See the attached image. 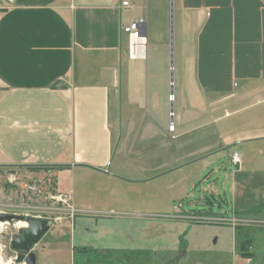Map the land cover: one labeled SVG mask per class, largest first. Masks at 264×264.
I'll use <instances>...</instances> for the list:
<instances>
[{
  "label": "rangeland",
  "instance_id": "obj_1",
  "mask_svg": "<svg viewBox=\"0 0 264 264\" xmlns=\"http://www.w3.org/2000/svg\"><path fill=\"white\" fill-rule=\"evenodd\" d=\"M132 1L134 10L128 14L148 18L149 38L145 54L134 60L124 40L126 68L112 93L119 152L108 171L119 178L96 171L70 174L64 166L36 171L0 166V212L21 218L0 221L5 263L25 264L16 259L11 241L24 227L18 223H27L20 216L27 215L52 222L48 235L32 249L39 264L264 260L259 251L264 247V138H254L264 134V92L262 101L250 91L240 101L204 105L186 84L193 89L191 57L183 64L174 10L171 93L170 0ZM229 133L253 139L222 145ZM192 152L206 156L181 167V158ZM234 152L240 165L232 162Z\"/></svg>",
  "mask_w": 264,
  "mask_h": 264
},
{
  "label": "crops",
  "instance_id": "obj_2",
  "mask_svg": "<svg viewBox=\"0 0 264 264\" xmlns=\"http://www.w3.org/2000/svg\"><path fill=\"white\" fill-rule=\"evenodd\" d=\"M123 1L0 0V166L118 177L108 171L119 152L112 93L126 68L124 40L130 57L123 27L137 19L128 14L133 1ZM174 2L183 64L191 57V92L209 107L250 91L262 101L264 0ZM251 139L229 133L222 145ZM195 152L181 167L206 156ZM191 155L198 157L186 161ZM256 259L247 263L264 264Z\"/></svg>",
  "mask_w": 264,
  "mask_h": 264
},
{
  "label": "water",
  "instance_id": "obj_3",
  "mask_svg": "<svg viewBox=\"0 0 264 264\" xmlns=\"http://www.w3.org/2000/svg\"><path fill=\"white\" fill-rule=\"evenodd\" d=\"M174 0H170V12H171V39H170V84L171 93H174ZM143 35L148 38L147 30L143 32ZM171 119L174 118V102H171ZM16 216L13 214L0 212V221L13 220ZM26 225L20 229V233L17 234L11 241L12 247L18 251L16 259L19 262L25 264H39L37 263V256L33 252V246L38 243L52 226V222L43 218H31L26 221Z\"/></svg>",
  "mask_w": 264,
  "mask_h": 264
},
{
  "label": "built area",
  "instance_id": "obj_4",
  "mask_svg": "<svg viewBox=\"0 0 264 264\" xmlns=\"http://www.w3.org/2000/svg\"><path fill=\"white\" fill-rule=\"evenodd\" d=\"M123 5L129 6V1L124 0ZM146 22H147L146 18L141 17V18L131 20L130 22L125 24L123 27V31L128 36L129 53L132 59H135L136 57L140 58L144 55V51L142 47L145 43H142V42L146 40L145 36L143 35ZM232 162L235 165H240L241 159L239 157L238 152H234L232 154Z\"/></svg>",
  "mask_w": 264,
  "mask_h": 264
},
{
  "label": "flooded vegetation",
  "instance_id": "obj_5",
  "mask_svg": "<svg viewBox=\"0 0 264 264\" xmlns=\"http://www.w3.org/2000/svg\"><path fill=\"white\" fill-rule=\"evenodd\" d=\"M15 179V178H14ZM2 213H4V212H2ZM8 214H10V213H8ZM14 216H16L13 220H21V218H19V215L18 214H13ZM20 217H22V218H24V220H29V219H31V218H43V219H48L49 221H50V219L47 217V216H40V217H35V216H31V215H27V216H20ZM18 222V221H17ZM19 233H20V231H19ZM18 233V234H19ZM37 244V243H36ZM36 244L33 246V248L36 246ZM12 246V245H11ZM8 264H9V262H8Z\"/></svg>",
  "mask_w": 264,
  "mask_h": 264
},
{
  "label": "bare ground",
  "instance_id": "obj_6",
  "mask_svg": "<svg viewBox=\"0 0 264 264\" xmlns=\"http://www.w3.org/2000/svg\"><path fill=\"white\" fill-rule=\"evenodd\" d=\"M145 41H146V40H144L142 43H145ZM142 48H143V51H144V54H145V46L143 45ZM135 59H138V57H136ZM34 168H35V167H34ZM45 168H46V167H45ZM1 224H3V223L0 222V225H1ZM18 225H20V226H25V223L19 222ZM2 257H3V256H0V264H7V263L4 262L5 260H4V258H2Z\"/></svg>",
  "mask_w": 264,
  "mask_h": 264
},
{
  "label": "trees",
  "instance_id": "obj_7",
  "mask_svg": "<svg viewBox=\"0 0 264 264\" xmlns=\"http://www.w3.org/2000/svg\"><path fill=\"white\" fill-rule=\"evenodd\" d=\"M28 169H30V170H40V169H50V168H45V167H29Z\"/></svg>",
  "mask_w": 264,
  "mask_h": 264
}]
</instances>
